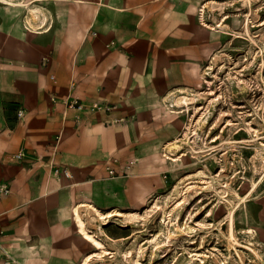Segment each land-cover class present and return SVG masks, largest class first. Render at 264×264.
<instances>
[{
    "label": "crops",
    "instance_id": "1",
    "mask_svg": "<svg viewBox=\"0 0 264 264\" xmlns=\"http://www.w3.org/2000/svg\"><path fill=\"white\" fill-rule=\"evenodd\" d=\"M246 1H0V186L10 189L0 193V232L9 264H88L114 243L108 227L130 223L157 192L150 175L165 167L168 114L239 39L232 31ZM69 97L84 108H67ZM95 102L114 109L96 111Z\"/></svg>",
    "mask_w": 264,
    "mask_h": 264
},
{
    "label": "rangeland",
    "instance_id": "2",
    "mask_svg": "<svg viewBox=\"0 0 264 264\" xmlns=\"http://www.w3.org/2000/svg\"><path fill=\"white\" fill-rule=\"evenodd\" d=\"M245 4L239 39L168 114L157 192L88 264H264V0Z\"/></svg>",
    "mask_w": 264,
    "mask_h": 264
},
{
    "label": "built area",
    "instance_id": "3",
    "mask_svg": "<svg viewBox=\"0 0 264 264\" xmlns=\"http://www.w3.org/2000/svg\"><path fill=\"white\" fill-rule=\"evenodd\" d=\"M66 107L69 109H74V110H82L84 108V104L78 99V98H73V97H69L66 100ZM91 107L96 110V111H104V112H111L114 107L106 104V103H93L91 105ZM115 122L119 121V120H115ZM24 157V154L22 152L18 153L15 155L16 160H22ZM133 161L129 162V164H132ZM110 174H114V170L113 169H109ZM63 174L65 177L70 178L71 177V172L67 169L64 168L62 170H60L59 168L55 169V174ZM10 192V189L7 186H0V193L3 195H6ZM1 236L2 233L0 232V255H2L3 257L6 258L5 260V264H9L11 258L9 257L7 251L3 248L2 244H1Z\"/></svg>",
    "mask_w": 264,
    "mask_h": 264
},
{
    "label": "bare ground",
    "instance_id": "4",
    "mask_svg": "<svg viewBox=\"0 0 264 264\" xmlns=\"http://www.w3.org/2000/svg\"><path fill=\"white\" fill-rule=\"evenodd\" d=\"M63 168V167H62ZM61 175V174H60Z\"/></svg>",
    "mask_w": 264,
    "mask_h": 264
}]
</instances>
